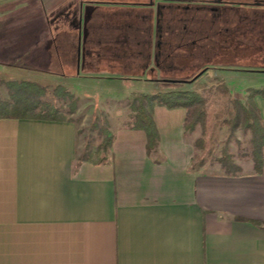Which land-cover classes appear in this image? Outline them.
Wrapping results in <instances>:
<instances>
[{"label":"crops","instance_id":"crops-1","mask_svg":"<svg viewBox=\"0 0 264 264\" xmlns=\"http://www.w3.org/2000/svg\"><path fill=\"white\" fill-rule=\"evenodd\" d=\"M183 1L193 5L179 11L205 31V0ZM165 5L159 13L154 0H0V63L40 60L64 83L169 82L161 75L176 56L161 44L173 39L179 11ZM61 17L74 28L60 27ZM23 22L32 24L26 33ZM194 25L188 56L218 55L223 36ZM256 103L264 122V97ZM151 116L154 142L130 129L90 160L79 159L74 123L0 120V264H264V147L261 174L229 175L198 165L186 110L155 106Z\"/></svg>","mask_w":264,"mask_h":264},{"label":"rangeland","instance_id":"rangeland-1","mask_svg":"<svg viewBox=\"0 0 264 264\" xmlns=\"http://www.w3.org/2000/svg\"><path fill=\"white\" fill-rule=\"evenodd\" d=\"M154 2L156 3L155 8L159 13L160 9L166 6V3L172 4L174 8L177 6V12L179 8L186 7L188 9L190 4H192L189 1L183 0L172 2L154 0ZM160 3H162V7ZM113 7L125 8L122 3L116 4ZM186 15L184 9L179 11V17H183L184 19L183 22L177 25L176 29L180 33V37L182 36V31L185 33V27L189 25ZM239 17L238 15L233 18V22L229 25L231 29L234 28L233 30H235ZM38 21L39 20L34 21L35 24L33 25L35 27H37L36 25L38 23L39 25L42 24ZM26 23L27 22L19 24L20 27H18V29L20 28V33H26L25 31H27V28L32 26V24ZM58 24L60 27L65 25L70 30L75 26L74 21H68L65 17H61ZM194 26V30L200 29L201 33H205L202 23ZM85 28L84 23L83 40L86 35ZM239 30L237 35L233 34L230 38V46L227 49L223 47L221 49L219 47L216 49V53L218 54L216 56L213 54L214 49H211L212 53H206L205 56H188V51L190 50H187V46L185 47V45L173 51L176 56L172 65L173 70L171 69L172 71L169 73V70H164V75H161L162 77L167 75L171 80V82L166 83L122 81L118 79L104 82L85 81L64 83L58 76L46 74L45 71H43V65L40 60L36 61L34 64L31 63L33 65L31 66L29 57H24V60L22 59L19 63H12L11 60L8 59L4 63H0V100L6 101L11 99L8 89L2 84L4 81L36 82L48 87L50 94H52V90L57 86L68 88L73 94L77 106L73 118L75 120L74 124L79 129L78 156L81 160L87 158H103L108 148H111L114 138H116L120 132L129 131L130 129L139 130V128H136V125L140 122V118L137 115V111L135 112V109L131 106V96L135 93L155 96L158 93L184 90L202 92L204 89H211L221 84L220 82H224V84L229 87L235 100H243L246 104H248V102L250 104L251 101L254 102L255 109L251 114L253 115L251 122L256 126V130L262 131L264 129V122L260 109L257 106L256 98H258V96L264 97V64L256 62L254 56L261 54V51H259L261 49L258 47L262 46L263 43L261 36L253 35L247 37L249 40L247 45L238 44L237 40L239 38H245V35L242 34L244 32L242 31V25L239 27ZM39 42L41 43V41ZM51 42L57 45L60 44L58 38L55 40L51 39ZM182 42L183 44L187 43L186 36ZM64 46L66 45L62 44L61 48ZM79 46L81 50V45ZM204 66L208 67V70H204L205 72L197 81L190 84L174 83L175 81L191 80L199 73V70L205 68ZM219 66L236 71L228 73L223 72L217 68ZM157 74L159 75V73ZM71 100L72 99H70V101ZM70 101L68 103L66 102L67 109L68 105H71ZM219 102H222L223 107L219 103H214L209 105L206 110V120L202 123L206 130L204 137L206 140L205 144H203L201 140L199 141V139L203 137V128L200 127V124L196 125L194 131L188 128V132H190L188 138L191 139V137H193L199 149L198 155L200 162L198 165H201L204 161L205 163L209 162L213 166L222 169L219 161H221L224 156L230 155L234 161H238L240 165H243L244 173L252 172L255 163L252 157L254 145L252 143V138L254 130L249 127V121L237 119L233 122L232 119H230L232 121L229 120L232 123L230 126L223 127V125L217 124L218 129L214 132L216 118H221L220 122H223V119L228 120V117L225 115V98L222 97V101ZM105 141L106 145L102 146ZM202 146L203 150L201 149Z\"/></svg>","mask_w":264,"mask_h":264},{"label":"trees","instance_id":"trees-1","mask_svg":"<svg viewBox=\"0 0 264 264\" xmlns=\"http://www.w3.org/2000/svg\"><path fill=\"white\" fill-rule=\"evenodd\" d=\"M207 70L208 69L205 71ZM199 74L200 72L196 74L194 78ZM194 78L188 81L183 80L177 82V84H190L199 79L194 81ZM220 83L221 84L211 89H204L202 92L184 90L158 93L155 96L143 95L140 93L132 94L131 106L135 109V112L137 111V115L140 118V122L136 125V128L145 129L150 141L154 142L157 135L155 133V124L151 116L152 109L155 106H164L170 109L182 108L187 112L186 124L188 128L194 131L198 124L203 128V137L199 139V141L201 140L202 143L205 144L206 140L204 137L206 130L202 123L206 120V110L209 105L214 103H219L223 107L222 102H219L222 101L223 97L226 100V104L224 103V105L226 106L225 115L228 117V120L223 119L224 121L220 122L221 118H216L214 132L218 129L217 124L227 127L232 124V121L234 122L237 119L249 121V127L254 130L252 138V143L254 144L252 151V157L255 162L254 171L261 174L263 168L262 148L264 147V129L262 131L257 129V131L256 126L251 122L253 116L251 114L254 112L255 104L252 101L250 104L249 102L246 104L243 100H235L229 87L224 84V82ZM2 84L8 89L11 99L6 101L0 100V120L30 119L75 123L73 115L76 113L77 106L74 96L68 88L57 86L52 90V94H50L48 87L35 82L4 81ZM70 99L72 100L70 101ZM69 101L71 105H68L67 109L66 102L68 103ZM230 119H232V121ZM105 143L106 141L102 146L106 145ZM201 149L203 150V146ZM84 160L90 159L87 158ZM219 162L220 167L229 175H238L243 172L242 167L238 165L230 155L224 156Z\"/></svg>","mask_w":264,"mask_h":264},{"label":"flooded vegetation","instance_id":"flooded-vegetation-1","mask_svg":"<svg viewBox=\"0 0 264 264\" xmlns=\"http://www.w3.org/2000/svg\"><path fill=\"white\" fill-rule=\"evenodd\" d=\"M202 5L204 6L208 15L203 20L206 25L205 36L212 37L220 33L221 36H223L221 47L227 49L230 46V38L233 36V34H238L240 31L239 27L242 25V31H244L242 34L245 35V38H239L237 40L238 44L247 45L249 43L247 37L249 36H261L263 45L259 47L257 46L259 49H261L259 50L261 51V54L255 55L254 57L256 62L264 64V0H205ZM238 15L240 17L237 20V27H235V30H233L234 28L231 29L229 25L231 22H233V18ZM183 20V17L174 18V21L170 26L172 28L171 30L175 31L177 29V25H179L180 22H183ZM187 20L188 24L194 22L198 24L199 22L195 16H191V18ZM185 29L186 34L182 31L181 37L178 31L172 33L171 35L173 39L169 42H163L161 44V50L164 52H173L183 45L186 47L187 43L183 44L182 41L184 40L185 36L190 33V31H188V25L185 27ZM194 33H196V30H194ZM188 45L190 44L188 43ZM200 49L204 50L203 48ZM206 69H208V67H205L200 71L203 72ZM223 69L236 71L229 68Z\"/></svg>","mask_w":264,"mask_h":264},{"label":"water","instance_id":"water-1","mask_svg":"<svg viewBox=\"0 0 264 264\" xmlns=\"http://www.w3.org/2000/svg\"><path fill=\"white\" fill-rule=\"evenodd\" d=\"M203 73H204V71L201 72L199 75H197V76L194 78V81L197 80V79H198ZM169 82H171V81H169ZM177 82H180V81H175L174 83H177ZM192 82H193V81H192Z\"/></svg>","mask_w":264,"mask_h":264}]
</instances>
